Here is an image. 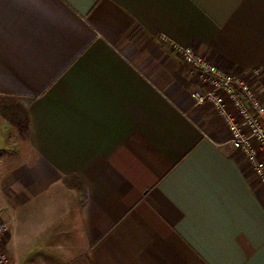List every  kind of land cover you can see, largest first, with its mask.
<instances>
[{
	"label": "crops",
	"instance_id": "0c3cea01",
	"mask_svg": "<svg viewBox=\"0 0 264 264\" xmlns=\"http://www.w3.org/2000/svg\"><path fill=\"white\" fill-rule=\"evenodd\" d=\"M176 44L264 102V0H0V97L30 117L0 113V183L65 195L89 264H264V187Z\"/></svg>",
	"mask_w": 264,
	"mask_h": 264
},
{
	"label": "rangeland",
	"instance_id": "374dc122",
	"mask_svg": "<svg viewBox=\"0 0 264 264\" xmlns=\"http://www.w3.org/2000/svg\"><path fill=\"white\" fill-rule=\"evenodd\" d=\"M3 183H0V221L7 223L8 230L0 248L10 264H89L85 243L73 223L68 224L75 213L63 212L67 209L65 195L32 198L31 202L23 197L21 201L13 196L11 182ZM66 186L81 190L84 196L80 180L70 178ZM52 207L56 209L54 212L50 210Z\"/></svg>",
	"mask_w": 264,
	"mask_h": 264
},
{
	"label": "built area",
	"instance_id": "2783aa9c",
	"mask_svg": "<svg viewBox=\"0 0 264 264\" xmlns=\"http://www.w3.org/2000/svg\"><path fill=\"white\" fill-rule=\"evenodd\" d=\"M174 47L203 82L191 97L198 105L214 107L231 133L232 147L245 155L264 187V102L257 88L245 78L219 68L193 47ZM7 230V223L0 221V245ZM0 264H10L1 248Z\"/></svg>",
	"mask_w": 264,
	"mask_h": 264
},
{
	"label": "trees",
	"instance_id": "16d2710c",
	"mask_svg": "<svg viewBox=\"0 0 264 264\" xmlns=\"http://www.w3.org/2000/svg\"><path fill=\"white\" fill-rule=\"evenodd\" d=\"M0 113L7 119L13 126H15L22 138H27L30 129V117L28 107L18 98L14 97H0ZM65 179V183L69 182ZM71 179H78L77 176H72ZM81 181V180H80ZM82 182L84 197H86V184Z\"/></svg>",
	"mask_w": 264,
	"mask_h": 264
}]
</instances>
